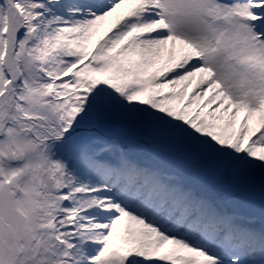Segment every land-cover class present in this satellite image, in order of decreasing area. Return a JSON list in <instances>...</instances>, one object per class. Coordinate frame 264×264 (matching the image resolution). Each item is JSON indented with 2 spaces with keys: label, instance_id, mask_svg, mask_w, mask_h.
Instances as JSON below:
<instances>
[{
  "label": "snow or ice",
  "instance_id": "6c2138e0",
  "mask_svg": "<svg viewBox=\"0 0 264 264\" xmlns=\"http://www.w3.org/2000/svg\"><path fill=\"white\" fill-rule=\"evenodd\" d=\"M0 264H264V0H0Z\"/></svg>",
  "mask_w": 264,
  "mask_h": 264
},
{
  "label": "rangeland",
  "instance_id": "374dc122",
  "mask_svg": "<svg viewBox=\"0 0 264 264\" xmlns=\"http://www.w3.org/2000/svg\"><path fill=\"white\" fill-rule=\"evenodd\" d=\"M238 195H240V196H244L242 192H241V193H238Z\"/></svg>",
  "mask_w": 264,
  "mask_h": 264
}]
</instances>
